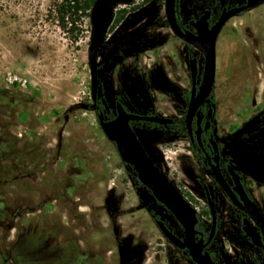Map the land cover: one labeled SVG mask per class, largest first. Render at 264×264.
Listing matches in <instances>:
<instances>
[{
	"label": "rangeland",
	"instance_id": "rangeland-1",
	"mask_svg": "<svg viewBox=\"0 0 264 264\" xmlns=\"http://www.w3.org/2000/svg\"><path fill=\"white\" fill-rule=\"evenodd\" d=\"M189 1L182 2V11ZM62 2L0 0V165L10 166L12 174L19 176L17 184H9L7 202L0 203V212L3 205L7 207V220L1 221L0 216V248L6 237L7 243H15L17 228L30 229L35 221L45 230L44 241L47 231L55 229L56 244L69 245L72 264L78 252L85 264H119L120 251L127 244L130 264H195L151 217L150 206L182 235L179 223L148 191L141 189L139 195L130 165L107 138L92 108V8H83L77 15L63 14L59 11ZM249 24L259 26L257 46L247 31ZM139 33L150 36L149 46L104 70L108 79L101 93L110 95L111 104L123 69H131V76L147 75L156 67L175 63L185 52V44L168 25L165 0H134L115 7V22L99 63ZM216 52L217 94L224 100L229 92L223 86L231 90L230 100L237 102L231 114L234 121L241 110L242 84L258 81L257 88L263 89L264 4L234 16L221 33ZM166 99L172 110L174 102ZM146 146L197 212L209 219L202 171L187 137L171 132L151 134ZM5 148L10 149L6 162L1 161ZM206 178L207 184L214 183L213 178ZM110 193L118 204L111 215L106 206ZM227 224L218 235L220 251L232 254V259L252 256L229 236ZM11 252L9 247L10 260L19 259L15 250Z\"/></svg>",
	"mask_w": 264,
	"mask_h": 264
},
{
	"label": "flooded vegetation",
	"instance_id": "flooded-vegetation-1",
	"mask_svg": "<svg viewBox=\"0 0 264 264\" xmlns=\"http://www.w3.org/2000/svg\"><path fill=\"white\" fill-rule=\"evenodd\" d=\"M183 1L184 0H176V18L178 25L183 32H191L195 36L199 35L197 23H199L200 19L207 11H209L208 28L211 29L219 20L224 10L228 11L248 3V0H191V4L182 11L181 5ZM189 2V0H186V4H189ZM260 5L245 9L227 20L217 37L216 51L218 40L227 23L234 16L243 15L247 11L259 7ZM114 22L115 15L108 33ZM168 25L174 37L185 44V52L182 53L183 57L178 58L175 63L170 62V66L156 67L147 75L136 73L131 76V74H133L131 69H123V73L119 76L117 89L111 96V104L108 99L110 95L106 92L104 94L101 93L108 79V75L105 71L112 62L119 63L120 61L127 60L133 55H139L149 46L150 36L145 33H139L133 36L126 43L111 50L106 59L101 63H99V57L102 54L99 55L98 68L100 70L104 69V67L107 68L99 74V89L97 97L94 99L92 96V108L96 111L97 120L101 128V117L104 122L116 119L120 114L119 107L127 114L139 117L150 118L159 116L171 118V121L138 118L131 119L129 124L145 146L151 134L158 135L171 132L182 134L189 140L194 150V161L202 171L201 177L202 180H204L203 192L208 204L206 215H208L209 219L203 218V216L197 212L199 217V221L196 225V229L199 231L197 236L198 238L203 237L206 242L211 234L213 224L215 223V234L210 243L205 247V250L210 252L213 260L217 264H264L263 229L249 212V210L254 207L246 202V200L248 202H254L255 206L264 216V84L262 85V91L257 88L259 84L258 81L254 85H248L246 81L242 84V94L239 100V106L241 107L239 111L240 114L232 121V108L236 107L237 102L235 100H230L231 94L229 93L231 90L229 88L227 89L225 86H223L224 92H229L225 96L226 99L222 100L221 96L217 94V86L219 84L216 72L211 93L197 106L191 117L188 118L189 104L192 97L198 94L204 78L206 56L201 48L176 34L169 21ZM258 30V25H247V31L250 32V36L253 40L252 44L254 46L258 45ZM107 35L104 42L106 46L108 42L107 39H109ZM193 60H195V71L192 66ZM226 80H230V77L227 76ZM166 96L170 97V101L174 102V104H171L170 108L176 112L175 114L171 113L172 110L167 107L166 103L168 100ZM227 96L229 99H227ZM222 107H224V110H222ZM113 143L116 146L115 142ZM9 150L10 149L5 148L1 151L4 156L3 159L1 158V161L7 159L6 156ZM17 167L18 166L14 167L15 170ZM130 167V172L133 171L136 174L133 167ZM12 171L13 169L10 166L0 165L1 204H4L2 202H7L9 184H13L12 182H16L17 184L18 182L19 176L13 175ZM217 173L223 179L224 186L218 181ZM206 176L210 179L213 178L212 182L214 183L210 185L207 184L206 182L208 181ZM10 180L12 181L10 182ZM139 182L141 183L140 180ZM133 184L135 185L134 182ZM135 187L137 188L136 185ZM139 195L142 196L140 192ZM23 202L24 201H22V203ZM156 202L161 205L166 212L173 216L165 206L158 201ZM117 205L114 196L109 204L106 202L109 215L112 214L113 208ZM109 208L111 209L110 212ZM6 210L7 207L3 205L0 216H2L1 221L4 222L7 220ZM159 219H163L162 215ZM157 220L158 219H154L155 222ZM163 220L175 234L183 237V227L176 219L175 220L182 228V235L176 233L174 227L168 220ZM246 220H249L254 230L260 233V242L258 244L254 243L252 238L247 235L244 229ZM225 221H228L227 230L229 236L235 238V242L244 248L245 251L252 253V256L244 255V257L237 255L232 259V254L228 255L220 251L217 246L218 235L221 229H223ZM31 224L32 226L30 229L28 227L17 228L15 243H7L8 237L3 240L5 243H3V246L0 248V264H7V262H9V264H72L71 251L70 249H66L69 245L56 244L53 233L55 229H49L47 231L48 237L46 241H44L41 236L45 233V230H42L39 227V223L35 221ZM3 235L7 234L3 233ZM9 247H11V253H13L14 250L16 251L19 259H9L7 254V249ZM127 248L128 244L124 245L121 249L119 264H130ZM177 248L195 263L190 257L187 249ZM37 252L39 253L36 254ZM77 256L78 258L74 264H85L86 260L83 262L80 261V257L83 256V254L78 252ZM40 257H46L49 260L41 261ZM123 260L125 261L123 262Z\"/></svg>",
	"mask_w": 264,
	"mask_h": 264
},
{
	"label": "water",
	"instance_id": "water-1",
	"mask_svg": "<svg viewBox=\"0 0 264 264\" xmlns=\"http://www.w3.org/2000/svg\"><path fill=\"white\" fill-rule=\"evenodd\" d=\"M134 0H95L91 12L90 19L92 23L93 35L89 47V63L92 75V96L95 99L99 89V74L104 69L98 68V56L103 46L109 27L112 25L115 15V7L119 3H131ZM264 0H248L246 5L224 10L215 25L208 28L209 11L202 16L197 26L199 27V35L195 36L191 32H183L178 25L176 18V0H166V13L168 21L173 31L184 38L186 41L193 43L201 48L206 56L205 72L202 84L198 94L192 97L189 104L188 118L191 117L194 110L201 104L205 98L211 93L216 76V41L224 24L233 15L241 11L263 4ZM193 70L195 71V60H193ZM119 116L108 122H104L101 117V126L106 136L115 142L118 152L122 160L133 167L138 179L143 184L146 191L148 190L156 201L165 206L175 217V219L183 227V237L175 234L164 222L163 219L156 221L163 234L177 247L187 249L190 257L196 264H217L210 252L205 247L210 243L215 234V223L213 224L211 234L205 242L203 237L198 238L199 231L196 225L199 217L195 207L183 195L177 185L169 178L167 173L156 164L155 160L149 154L143 141L130 126L131 119L145 118L158 121H171V118L164 117H139L127 114L119 107ZM218 181L224 186L223 179L217 173ZM113 194H109L106 198L107 204L111 202ZM246 202L253 206L249 212L252 217L262 226L264 233V216L255 206L254 202ZM111 209L109 208V212ZM244 229L254 243L260 242V233L255 231L249 220H246ZM125 260H123L124 262Z\"/></svg>",
	"mask_w": 264,
	"mask_h": 264
},
{
	"label": "trees",
	"instance_id": "trees-1",
	"mask_svg": "<svg viewBox=\"0 0 264 264\" xmlns=\"http://www.w3.org/2000/svg\"><path fill=\"white\" fill-rule=\"evenodd\" d=\"M94 2L95 0H63L59 11L62 12L63 14L64 12H69L72 15H77L80 12V10H82L83 8L91 9ZM130 173L133 182L137 186V189L139 190V192H141V189H145L144 186L139 182L136 174L133 171H131ZM149 213L153 219H159L161 217V215L157 212V210L154 207L149 208Z\"/></svg>",
	"mask_w": 264,
	"mask_h": 264
},
{
	"label": "bare ground",
	"instance_id": "bare-ground-1",
	"mask_svg": "<svg viewBox=\"0 0 264 264\" xmlns=\"http://www.w3.org/2000/svg\"><path fill=\"white\" fill-rule=\"evenodd\" d=\"M106 48H107V46L104 44V46L102 47V49H101L99 55H101V54L105 51Z\"/></svg>",
	"mask_w": 264,
	"mask_h": 264
}]
</instances>
